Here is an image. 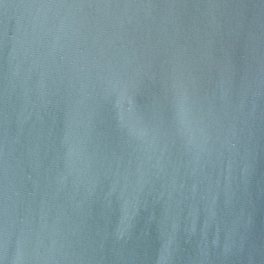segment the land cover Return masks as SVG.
<instances>
[{
	"label": "water",
	"instance_id": "95a60500",
	"mask_svg": "<svg viewBox=\"0 0 264 264\" xmlns=\"http://www.w3.org/2000/svg\"><path fill=\"white\" fill-rule=\"evenodd\" d=\"M0 264H264V0H0Z\"/></svg>",
	"mask_w": 264,
	"mask_h": 264
}]
</instances>
